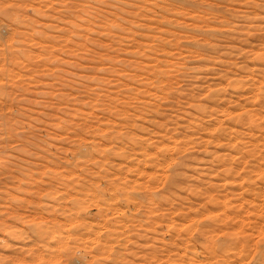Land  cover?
Segmentation results:
<instances>
[{
	"label": "rangeland",
	"instance_id": "1",
	"mask_svg": "<svg viewBox=\"0 0 264 264\" xmlns=\"http://www.w3.org/2000/svg\"><path fill=\"white\" fill-rule=\"evenodd\" d=\"M2 1L0 264H264V0Z\"/></svg>",
	"mask_w": 264,
	"mask_h": 264
},
{
	"label": "bare ground",
	"instance_id": "2",
	"mask_svg": "<svg viewBox=\"0 0 264 264\" xmlns=\"http://www.w3.org/2000/svg\"><path fill=\"white\" fill-rule=\"evenodd\" d=\"M9 1H10V0H9ZM63 1H64V0H63ZM0 2L2 3V2H5V1L0 0ZM11 2H12V1H11ZM17 2H18V1H17ZM39 2H40V1H39ZM41 2H42V1H41ZM83 2H84V1H83ZM24 4H25V3H24ZM16 5H17V4H16ZM20 5H21V4H20ZM34 5H35V4H34ZM111 5H113V4H111ZM2 6H3V5H2ZM29 6H30V5H29ZM39 6H40V4H39ZM39 6H38V7H39ZM19 7H21V6H19ZM19 7H18V8H19ZM82 7H83V6H82ZM29 8H30V7H29ZM34 8H35V7H34ZM39 9H40V8H39ZM31 10H32V9H31ZM31 10H30V11H31ZM34 10H35V9H34ZM68 10H69V9H68ZM72 10H73V9H72ZM92 10H93V9H92ZM1 11H2V10H1ZM13 11H14V10H13ZM17 11H19V10H17ZM36 11H37V9H36ZM82 11H84V10H82ZM96 11H97V10H96ZM38 12H40V11H38ZM44 12H45V11H44ZM45 13H46V12H45ZM83 13H84V12H83ZM90 13H91V12H90ZM42 14H43V13H42ZM42 14H41V15H42ZM7 15H8V14H7ZM19 15H20V13H19ZM66 15H67V14H66ZM94 15H95V14H94ZM17 16H18V15H17ZM29 16H30V15H29ZM34 16H35V15H34ZM44 16H46V15H44ZM44 16H43V17H44ZM79 16H80V15H79ZM79 16H78V17H79ZM18 17L21 18V16H18ZM44 18H45V17H44ZM85 18H86V17H85ZM90 18H91V17H90ZM17 19H18V18H17ZM21 19H23V17H22ZM25 19H27V18H25ZM33 19H34V18H33ZM39 19H40V18H39ZM79 19H80V18H79ZM18 21H21V20H18ZM35 21H36V20H35ZM67 21H68V19H67ZM16 22H17V21H16ZM25 22H26V21H25ZM25 22H24V24H25ZM42 22H43V21H42ZM38 23H39V21H38ZM72 23H75V22L73 21ZM35 24H36V23H35ZM40 24H41V23H40ZM49 24H50V23H49ZM54 24H55V23H54ZM29 25H30V24H29ZM45 25H46V24H45ZM51 25H52V24H51ZM39 26H40V25H39ZM46 26H47V25H46ZM72 26H75V27H76V25H72ZM14 27H15V26H14ZM17 27H18V26H17ZM37 27H38V26H37ZM47 27H49V26H47ZM50 27H51V26H50ZM20 28H21V27H20ZM38 28H40V27H38ZM53 28H54V27H53ZM72 28H73V27H72ZM25 29H26V28H25ZM35 29H36V26H35ZM35 29H34V30H35ZM75 29L77 30V28H75ZM13 30H14V29H13ZM19 30H20V29H19ZM23 30H24V28H23ZM28 30H29V29H28ZM31 30H32V29H31ZM31 30H30V31H31ZM21 31H22V28H21ZM38 31H39V30H37V32H38ZM73 31H74V30H73ZM17 32H19V31H17ZM40 32H41V31H40ZM19 33H20V32H19ZM24 33H25V32H24ZM24 33H23V34H24ZM16 34H17V33H16ZM25 34H26V33H25ZM25 34H24V35H25ZM38 34H39V33H38ZM38 34H37V35H38ZM13 35H15V34H13ZM30 35L32 36V34H30ZM39 35H40V34H39ZM53 35H54V34H53ZM15 36H16V35H15ZM18 37H19V36H18ZM33 37H34V36H33ZM34 38H35V37H34ZM18 39H19V38H18ZM31 39H32V38H31ZM32 40H33V39H32ZM35 40H36V39H35ZM40 40H41V39H40ZM20 41H22V40L20 39ZM25 42H26V41H25ZM35 43H36V42H35ZM26 44H27V43H26ZM28 44H29V43H28ZM54 44H55V43H54ZM54 44H53V45H54ZM19 45H20V44H19ZM48 45H49V44H48ZM17 46H18V45H17ZM49 48H50V47H49ZM16 50H18V49H16ZM20 50H21V49H20ZM13 51H14V48H13ZM51 52H52V51H51ZM4 73H5V72H4ZM13 82H14V81H13ZM4 84H5V83H4ZM1 88H2V87H1ZM4 90H5V89H4ZM6 92H7V91H6ZM206 99H207V98H206ZM206 103H207V102H206ZM204 104H205V103H204ZM195 106H196V105H195ZM122 112H123V111H122ZM139 118H140V117H139ZM100 129H101V128H100ZM173 142H174V140H173ZM178 143H179V142H178ZM175 145H176V144H175ZM162 147H163V146H162ZM166 147H169V145L166 146ZM171 148H173V147H171ZM167 149H168V148H167ZM167 149H166V150H167ZM169 149H170V148H169ZM169 149H168V150H169ZM119 151H120V150H119ZM171 151H172V150H171ZM162 152H163V151H162ZM118 153H119V152H118ZM124 153H125V152H124ZM165 153H166V152H165ZM101 154H102V153H101ZM116 154H117V153H116ZM119 154H120V153H119ZM162 154H164V153H162ZM172 154H173V153H172ZM121 155H122V154H121ZM102 156H103V155H102ZM151 158H152V157H151ZM164 158H165V157H164ZM165 159H167V158H165ZM165 159H164V160H165ZM170 159H171V158H170ZM167 160H168V159H167ZM167 160H166V161H167ZM157 161H158V160H157ZM166 161H165V162H166ZM168 161H169V160H168ZM84 162H85V161H84ZM96 162H97V161H96ZM98 162H99V161H98ZM165 162H164L163 164H165ZM79 163H80V162H79ZM166 163H167V162H166ZM83 164H84V163H83ZM98 164H99V163H98ZM161 164H162V162H161ZM158 165L160 166V164H158ZM167 165H168V164H167ZM96 166H97V165H96ZM156 166H157V165H156ZM156 166H155V168H156ZM163 166H164V165H163ZM163 166H162V167H163ZM4 167H5V163H3L2 160H0V171H2ZM5 168H6V167H5ZM157 168H158V166H157ZM150 169H151V168H150ZM104 171H105V170H104ZM155 171H156V170H155ZM164 171H165V170H164ZM226 171H227V170H226ZM88 172H89V171H88ZM97 172H98V171H97ZM99 172H100V170H99ZM1 173H2V172H1ZM105 173H106V172H105ZM131 173H132V172H131ZM157 173H158V172H157ZM96 174H98V173H96ZM99 174H101V173H99ZM155 174H156V173H155ZM105 175H106V174H105ZM96 176H97V175H96ZM96 176H94V177H96ZM109 176H110V175H109ZM119 176H120V175H118V177H119ZM124 176H125V175H124ZM100 177H101V176H100ZM156 177H157V176H156ZM79 178H80V177H79ZM92 178H93V177H92ZM123 178H126V177H123ZM129 178H130V177H129ZM81 179H82V178H81ZM84 179H85V178H84ZM95 179H96V178H95ZM111 179H112V178H111ZM82 180H83V179H82ZM82 180H80V181H82ZM120 180H121V179H120ZM124 180H125V179H124ZM126 180H128V179H126ZM126 180H125V181H126ZM132 180H133V179H132ZM69 181H70V180H69ZM69 181H68V182H69ZM72 181H73V180H72ZM77 181H78V177H77ZM112 181H113V179H112ZM112 181H111V182H112ZM122 181H123V180H122ZM133 181H134V180H133ZM135 181H136V179H135ZM175 181L177 182L178 180L175 179ZM78 182H79V181H78ZM84 182H85V181H84ZM120 182H121V181H120ZM126 182H127V181H126ZM139 182H140V181H139ZM139 182H138V183H139ZM178 182H179V181H178ZM178 182H177V183H178ZM94 183H95V182H94ZM108 183H109V182H108ZM116 183H118V182H116ZM116 183H115V184H116ZM121 183L124 185L123 182H121ZM129 183H131V182H129ZM173 183H174V181H173ZM75 184H76V183H75ZM99 184H100V183H99ZM110 184H111V183H110ZM126 184L128 185V183H126ZM131 184H132V183H131ZM73 185H74V184H72V186H73ZM76 185H78V184H76ZM79 185H80V184H79ZM108 185H109V184H108ZM112 185H113V183H112ZM112 185H111V186H112ZM117 185L119 186V184H117ZM129 185H130V184H129ZM133 185H134V183H133ZM133 185H131V186H133ZM151 185H153V184H151ZM166 185H167V184H166ZM175 185H176V184H175ZM179 185H180V182H179ZM74 186H75V185H74ZM96 186H97V184H96ZM99 186H101V185H99ZM109 186H110V185H109ZM124 186H125V185H124ZM135 186H137V187L139 188L138 185H135ZM189 186H190V185H189ZM79 187H82V186H79ZM79 187H78V188H79ZM86 187H87V186H86ZM89 187H90V186H89ZM112 187H114V186H112ZM115 187H116V186H115ZM128 187H129V186H128ZM166 187H167V186H166ZM78 188H77V189H78ZM83 188H84V187H83ZM93 188H94V187H93ZM116 188H117V187H116ZM121 188H124V187H120V189H121ZM126 188H127V187H126ZM129 188H130V187H129ZM135 188H136V187H135ZM138 188H137V189H138ZM148 188H149V187H148ZM176 188H178V186H177ZM180 188H181V187H180ZM182 188H183V187H182ZM102 189H103V188H102ZM102 189H100V190H102ZM107 189H108V188H107ZM114 189H115V188H114ZM120 189L118 190V188H117V190H118L119 192H121ZM127 189H128V188H127ZM211 189H212V188H211ZM75 190H76V189H75ZM75 190H74V192H76ZM78 190H79V189H78ZM81 190H82V188H81ZM89 190H90V189H89ZM112 190H113V189H112ZM84 191H85V190H84ZM91 191H93V190H91ZM125 191H126V189H125ZM125 191H124V192H125ZM74 192H73V193H74ZM78 192H79V191H78ZM80 192H82V191H80ZM87 192H88L87 195L90 194L89 191H87ZM104 192H105V191H104ZM107 192H108V190H107ZM107 192H106V193H107ZM152 192H153V191H152ZM187 192H188V191H187ZM61 193H62V192H61ZM111 193H112V191H111ZM127 193H128V192H127ZM154 193H155V192H154ZM156 193H157V192H156ZM191 193H192V192H191ZM69 194H71V193H69ZM75 194H76V193H75ZM77 194H78V193H77ZM77 194H76V195H77ZM82 194H84V193L82 192ZM99 194H100V193H99ZM119 194H120V193H119ZM137 194H138V193H137ZM171 194H172V193H171ZM173 194H174V193H173ZM192 194H193V193H192ZM208 194H209V193H208ZM227 194H228V193H227ZM227 194H225V195H227ZM76 195H75V196H76ZM78 195H79V194H78ZM91 195H92V194H91ZM126 195H127V194H126ZM183 195H184V194H183ZM194 195H195V194H194ZM214 195H215V193H214ZM214 195L211 196V197H214ZM73 196H74V194H73ZM83 196H84V195H83ZM94 196H95V195H94ZM114 196H115V195H114ZM165 196H166V195H165ZM171 196H173V195H171ZM176 196H177V195H176ZM227 196H228V195H227ZM71 197H72V196H71ZM100 197H101V196H100ZM110 197H113V196L110 195ZM130 197H131V196H130ZM168 197H169V196H168ZM181 197H182V196H181ZM193 197H194V196H193ZM211 197H210V198H211ZM217 197H218V196H217ZM81 198H82V200H83V197H81ZM86 198H88V197H86ZM86 198H85V199H86ZM113 198H114V197H113ZM113 198H112V199H113ZM117 198H118V197H117ZM121 198H122V197H121ZM171 198H172V197H171ZM175 198H176V197H175ZM208 198H209V196H208ZM218 198H219V197H218ZM76 199H77V197H76ZM88 199H89V198H88ZM96 199H97V198H96ZM96 199H95V200H96ZM165 199H166V198H165ZM191 199H192V198H191ZM77 200H78V199H77ZM97 200H98V199H97ZM116 200H117V199H116ZM136 200H137V199H136ZM75 201H76V200H75ZM79 201H81V199H80ZM79 201H78V203H77V201H76V203L78 204V208L81 209L82 207H84V204H85V203L82 205L81 202H80V204L82 205V206L80 207V206H79V205H80V204H79ZM84 201H85V200H84ZM84 201H82V202H84ZM117 201H118V200H117ZM140 201H141V200H140ZM173 201H174V200H173ZM192 201H193V200H192ZM211 201H212V200H211ZM88 202H89V201H88ZM108 202H109V201H108ZM129 202H130V201H129ZM132 202H133V201H132ZM161 202H162V201H161ZM126 203H127V202H126ZM213 203H214V202H213ZM119 204H120V203H119ZM174 204H175V203H174ZM206 204H207V203H206ZM206 204H205V205H206ZM211 204H212V202H211ZM85 205H87V203H86ZM129 205H130V204H129ZM129 205H128V206H129ZM135 205H136V204H135ZM177 205H178V204H177ZM107 206H109V205H107ZM173 206L177 207L176 205H173ZM220 206H221V205H220ZM225 206H226V204H225ZM100 207H101V206H100ZM113 207H115V205H114ZM120 207H121V206H120ZM189 207H190V206H189ZM191 207H194V203L192 204ZM84 208H85V207H84ZM98 208H99V207H98ZM116 208H117V207H116ZM172 208H173V207H172ZM187 208H188V207H187ZM100 209H101V208H100ZM151 209H153V208H151ZM182 209H184V208H182ZM198 209H199V207H198ZM179 210H180V209H179ZM179 210H178V211H179ZM187 210H188V209H187ZM191 210L194 211V209H192V208H191ZM196 210H197V209H196ZM225 210H226V209H225ZM75 211H76V210H75ZM84 211H85V210H84ZM100 211H101V210H100ZM118 211H119V210H118ZM129 211H130V210H129ZM154 211H155V210H154ZM175 211H176V210H175ZM182 211H184V210H182ZM185 211H186V210H185ZM188 211H189V210H188ZM197 211H198V210H197ZM79 212H81V211H79ZM126 212H127V211H126ZM133 212H134V211H133ZM135 212H136V211H135ZM176 212H177V211H176ZM202 212H203V211H202ZM226 212H227V211H226ZM148 213H149V212H148ZM195 213H196V212H195ZM133 214H134V213H133ZM190 214H192V213H190ZM210 214H212V213H210ZM73 215H74V214H73ZM73 215H72V216H73ZM79 215H80V214H79ZM87 215H88V214H87ZM88 216H89V215H88ZM70 217H71V215H70ZM168 217H170V216H168ZM184 217H185V216H184ZM195 217H196V216H195ZM83 218H86V217H84V215H83ZM151 218H152V217H151ZM165 218H166V217H165ZM170 218H171V217H170ZM191 218H193V217H191ZM70 219H71V218H70ZM87 219H88V217H87ZM173 219H174V218H173ZM194 220H195V219H194ZM196 220H197V219H196ZM167 221H168V220H167ZM173 221H174V220H173ZM90 222H91V221H90ZM121 222H123V221H121ZM183 222H184V221H183ZM195 222H196V221H195ZM195 222H194V223H195ZM57 223H58V222H57ZM65 223H66V222H65ZM72 223H73V222H72ZM83 223H84V222H83ZM94 223H95V222H94ZM172 223H173V222H172ZM105 224H106V223H105ZM105 224H104V225H105ZM124 224H125V223H124ZM126 224H127V223H126ZM131 224H132V223H131ZM167 224H168V223H167ZM178 224H179V223H178ZM190 224H191V223H190ZM192 224H193V223H192ZM45 225H47V224H45ZM55 225H57V224H55ZM60 225H61V223H60ZM60 225H59V226H60ZM62 225H63V224H62ZM75 225H76V224H75ZM75 225H74V227H75ZM96 225H97V224H96ZM134 225H135V224H134ZM152 225H153V224H152ZM211 225H212V224H211ZM77 226H78V225H77ZM101 226H102V225H101ZM115 226H116V225H115ZM154 226H155V225H154ZM154 226H153V227H154ZM157 226H158V225H157ZM193 226H194V225H193ZM50 227H51V226H50ZM86 227H88V225H87ZM175 227H176V226H175ZM44 228H47V227H44ZM57 228H58V226H57ZM82 228H83V227H82ZM88 228H89V227H88ZM93 228H94V227H93ZM100 228H101V227H100ZM64 229H65V228H64ZM68 229H69V227H68ZM70 229H71V228H70ZM74 229H75V228H74ZM94 229H95V228H94ZM101 229H102V228H101ZM101 229H100V230H101ZM111 229H112V228H111ZM151 229H152V228H151ZM171 229H172V228H171ZM187 229H188V228H187ZM199 229H200V228H199ZM45 230H47V229H45ZM66 230H67V229H66ZM76 230H78L77 227H76ZM112 230H113V229H112ZM114 230H115V229H114ZM177 230H178V229H177ZM63 231H64V230H63ZM81 231H83V230H81ZM86 231H87V229H86ZM115 231H116V230H115ZM117 231H118V229H117ZM224 231H225V230H224ZM44 232H45V231H44ZM65 232H66V231H65ZM70 232H72V229H71ZM70 232H69V233H70ZM74 232H75V230H74ZM89 232H90V231H89ZM94 232H95V231H93V233H94ZM217 232H218V231H217ZM46 233H47V232H46ZM81 233H82V232H81ZM129 233H130V232H129ZM213 233H214V232H213ZM67 234H68V233H67ZM75 234H76V233H75ZM83 234H84V233H83ZM110 234H111V233H110ZM191 234H192V233H191ZM203 234H204V233H203ZM38 235H39V234H38ZM64 235H65V233H64ZM64 235H62L63 238H64ZM69 235H70V234H69ZM73 235H74V234H73ZM80 235L83 236L82 234H80ZM108 235H109V234H108ZM125 235H126V234H125ZM169 235H170V234H169ZM44 236H45V234H44ZM44 236H43V238H44ZM65 236H66V235H65ZM67 236H68V235H67ZM113 236H114V235H113ZM126 236H127V235H126ZM176 236H177V235H176ZM181 236H182V235H181ZM186 236H187V235H186ZM196 236H197V235H196ZM52 237H53V236H52ZM76 237H77V236H75V239H76ZM194 237H195V236H194ZM46 238H47V237H46ZM58 238L60 239L59 236H58ZM87 238H88V237H87ZM116 238H117V237H116ZM123 238H124V237H123ZM184 238H185V237H184ZM49 239H50V238H49ZM54 239H55V238H53V240H54ZM61 239H62V237H61ZM61 239H60V240H61ZM67 239H68V241H69V238H68V237H67ZM75 239H74V238H72V239L70 238V240H75ZM82 239H85V238H82ZM97 239H98V238H97ZM99 239H100V238H99ZM108 239H109V238H108ZM178 239H179V238H178ZM62 240H63V239H62ZM76 240H78V239H76ZM92 240H93V239H92ZM95 240H96V239H95ZM100 240H101V239H100ZM179 240H180V239H179ZM54 241L57 242V243H55V244L58 245V243H59L58 241H59V240L56 239V240H54ZM54 241H53V243H54ZM64 241H66V239H65ZM64 241H61V242L64 243ZM185 241H186V240H185ZM187 241H188V240H187ZM190 241H191V240H190ZM210 241H211V240H210ZM37 242H38V241H37ZM45 242H46V241H45ZM73 242H74V241H73ZM73 242H72V243H73ZM76 242H77V241H76ZM217 242H218V241H217ZM219 242H220V241H219ZM53 243H52V244H53ZM65 243H66V242H65ZM70 243H71V242H70ZM82 243H83V242H82ZM187 243H188V242H187ZM213 243H214V242H213ZM239 243H240V242H239ZM246 243H247V242H246ZM256 243H257V242H256ZM45 244H46V243H45ZM50 244H51V243H50ZM60 244H61V243H60ZM104 244H105V243H104ZM191 244H192V243H191ZM224 244H225V241H224ZM35 245H36V244H35ZM220 245H221V243H220ZM220 245H218V246H220ZM247 245H248V244H247ZM47 246H48V245H47ZM54 246H56V245H54ZM54 246H53V247H54ZM61 246L64 247V245H61ZM69 246H70V245H69ZM69 246H66V247L69 248ZM218 246H217V248H218ZM259 246H261V245H259ZM97 247H98V246L96 245V248H97ZM181 247H182V246H181ZM206 247L208 248V246H206ZM59 248H60V245H59ZM59 248H58V250H60ZM179 248H180V247H179ZM183 248H185V247H183ZM219 248H221V247H219ZM255 248H256V247H255ZM32 249H33V248H32ZM39 249H40V248H39ZM39 249H38V250H39ZM65 249H66V248H65ZM69 249H70V248H69ZM71 249H72V248H71ZM115 249H116V248H115ZM177 249H178V248H177ZM185 249H186V248H185ZM240 249H241V248H240ZM54 250H56V249H54ZM97 250H98V249H97ZM192 250H193V249H192ZM212 250H213L215 253H219V252H221V251H217L215 247H214ZM218 250H219V249H218ZM232 250H233V249H232ZM51 251H52V250H51ZM51 251H50V252H51ZM67 251H68V250H67ZM92 251H93V250H92ZM166 251H167V250H166ZM173 251H175V250H173ZM208 251H209V250H208ZM222 251H223V249H222ZM228 251H229V250H228ZM241 251H242V250H241ZM43 252H44V251H43ZM52 252H53V254H55V253H57V252H59V251H57V252H55V253H54V251H52ZM114 252H116V251H114ZM182 252H183V251H182ZM203 252H204V251H203ZM248 252H249V251H248ZM257 252H258V251H257ZM35 253H36V252H35ZM63 253H64V251H63ZM68 253H69V252H68ZM112 253H113V252H112ZM197 253H198V252H197ZM200 253H202V251H201ZM206 253H207V252H206ZM206 253L204 252V253H202L201 255H202V256H205L204 254H206ZM209 253H210V252H209ZM215 253H214V254H215ZM57 254H61V252H59V253H57ZM70 254H71V253H70ZM207 254H208V253H207ZM40 255H41V254L39 253V256H40ZM49 255H50V254H49ZM66 255H67V254H66ZM72 255H73V254H72ZM180 255H181V254H180ZM211 255H213V254H211ZM217 255H218V254H217ZM55 256H57V255H55ZM191 256H192V255H191ZM238 256H239V255H238ZM248 256H249V254H248ZM62 257H63V255H62ZM114 257H115V256H114ZM153 257H154V256H153ZM186 257H187V256H186ZM215 257H216V256H215ZM223 257H224V256H223ZM239 257H240V256H239ZM257 257H258V256H257ZM53 258H54V257H53ZM55 258H56V257H55ZM71 258H72V257H71ZM178 258H179V257H178ZM198 258H199V257H198ZM201 258H202V257H201ZM253 258H254V257H253ZM255 258H256V257H255ZM46 259H47V258H46ZM49 259H50V258H49ZM56 259H57V258H56ZM56 259H55V260H56ZM60 259H62V258H60ZM208 259H210V258H208ZM208 259H206V260H208ZM52 260H53V259H52ZM63 260H64V259H63ZM73 260H74V259H73ZM216 260H217V259H216ZM263 260H264V259H263ZM69 261H72V259L69 260ZM197 261H198V260H197ZM200 261H201V260H200ZM203 261H204V260H203ZM208 261H210V260H208ZM225 261H226V260H225ZM242 261H243V260H242ZM62 262H63V261H62ZM62 262H61V263H62ZM66 262H67V261H66ZM183 262H184V261H183ZM210 262H211V261H210ZM217 262H218V261H217ZM237 262H238V260H237ZM57 263H58V262H57ZM64 263H65V262H64ZM71 263H72V262H71ZM195 263H196V262H195ZM204 263H206V262H204ZM65 264H66V263H65ZM67 264H68V263H67ZM186 264H187V263H186Z\"/></svg>",
	"mask_w": 264,
	"mask_h": 264
}]
</instances>
